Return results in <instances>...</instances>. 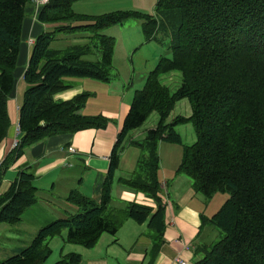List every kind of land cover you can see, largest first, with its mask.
Instances as JSON below:
<instances>
[{
  "label": "trees",
  "instance_id": "obj_1",
  "mask_svg": "<svg viewBox=\"0 0 264 264\" xmlns=\"http://www.w3.org/2000/svg\"><path fill=\"white\" fill-rule=\"evenodd\" d=\"M28 1L0 0V142L10 125L7 100L14 88ZM73 1L49 0L40 9V21L57 25L33 43L23 74L26 89L18 111V144L0 163V182L25 148L54 135L106 127V116L81 112L90 93L69 99L54 96L71 87L72 78L109 79L115 41L103 32L106 27L129 19L140 21L146 41L158 40L159 33L169 36L170 56H160L134 92L109 156L101 199L70 190L64 200L77 210L42 225L28 245L0 264H40L51 252L47 240L62 230L66 242L91 248L103 233L115 235L128 218L147 222L160 238L165 214L157 177L161 140L182 145L175 172L190 177L195 192L206 200L216 192L229 195L206 219L224 235L208 247H199L203 257L195 264H264V0H158L155 16L123 10L80 14L74 12ZM59 36L85 40L62 46L56 42ZM172 71L181 74L173 92L160 79ZM183 98L191 114L168 121ZM154 111L158 114L155 127L146 130L142 141L133 142L147 153L138 160V172L117 180L150 196L156 210L135 201L111 208L122 143ZM189 122L196 139L185 145L174 127ZM37 191L35 174L21 169L0 194V223L19 222L37 202ZM80 262V254L69 253L53 264Z\"/></svg>",
  "mask_w": 264,
  "mask_h": 264
},
{
  "label": "crops",
  "instance_id": "obj_2",
  "mask_svg": "<svg viewBox=\"0 0 264 264\" xmlns=\"http://www.w3.org/2000/svg\"><path fill=\"white\" fill-rule=\"evenodd\" d=\"M125 1L74 0L72 8L76 13L95 15L124 8ZM40 9L41 7H36L32 0H29L24 8L19 53L13 74L14 88L7 100L10 125L5 138L0 142V163L13 149V140L19 138L18 111L26 89L23 74L33 43L40 33L52 30L57 25L40 21ZM59 38L61 40L56 42H61L62 46L85 40L71 36ZM81 79L83 78L69 79L70 88L75 85L82 86L81 82H78ZM68 90L70 89L57 92L55 98L69 99L71 94L67 93ZM129 99L130 97H126L120 100V105L114 110L108 109L111 111L104 115L108 118L105 128H88L39 141L25 148L24 153L5 170L0 182V194L8 189L21 169L28 168L35 174L38 196L42 195V200L37 201L35 205L44 203L54 213L45 218H30L27 213L31 210H28L17 223H0V239L8 241V245L0 247V260L28 245L42 225L57 217L74 213L77 207L64 200L70 190L77 189L96 201L101 199L109 156L129 109ZM84 109L86 108L81 110L83 114H90ZM141 127L130 131L122 143L119 164L112 183L111 208H119L124 202L135 201L150 206L153 211L156 210V203L150 196L123 186L117 180L118 177L135 174L139 158L147 154L133 143L142 141L146 130L149 129L148 127L139 130ZM163 143L165 141H160L159 147L161 145V148L166 150L165 158L163 153L158 151L162 171L157 173L159 196L165 207L164 227L160 238L147 222L138 223L128 218L121 223L115 235L103 233L93 247L81 246L82 248L73 249L81 256L80 264H173L178 254L187 264H195L203 257V253L197 251L199 247H208L222 239L223 232L206 220L219 209L218 200H206L195 192L189 178L175 173L182 150L179 155L175 148L164 146ZM69 147L74 151L69 152ZM3 232L6 234L2 235Z\"/></svg>",
  "mask_w": 264,
  "mask_h": 264
},
{
  "label": "rangeland",
  "instance_id": "obj_3",
  "mask_svg": "<svg viewBox=\"0 0 264 264\" xmlns=\"http://www.w3.org/2000/svg\"><path fill=\"white\" fill-rule=\"evenodd\" d=\"M157 2L158 0H126L124 2V8L116 10L138 11L143 14H151L155 16ZM103 32L114 37L115 41L112 67L109 69V79L107 81H103L83 78L78 81L81 82L82 86L75 85L72 88L69 87L70 90L67 91L68 94H71L70 98H73L77 94L83 92L91 94L86 107H84L86 108L84 110L90 113L87 115H106V112L111 111L108 109L114 110L118 108V105L121 103L120 100L125 99L126 97H130L129 103H131L135 90L143 86L146 73L155 67L159 57L162 55L170 56V51H168L170 41L169 36L165 33H159L158 40L146 41L142 32L141 22L135 19H129L122 25H112L106 27ZM75 79L76 78H74V80ZM160 79L162 83L167 85L170 91L173 92L180 85L181 74L178 71H172L161 75ZM177 114L184 116L191 114L190 104L186 98L179 100L175 104L168 117V121H170ZM157 121V112H151L139 130L153 127L156 125ZM174 129L180 134L183 144L189 145L195 141L196 133L192 123L178 124L174 127ZM159 142L157 145V151L163 153L162 155L164 157L166 150H163L161 145L159 147ZM163 144L164 146L175 148L180 155L182 150V146L180 144L168 142ZM142 150L143 153L146 154V150ZM160 171H162V168L159 162L157 173ZM178 174L179 176L189 178L192 182L191 178L187 177L186 174ZM228 197V193L216 192L211 196V198H209L210 200H208L211 202L218 200L221 207ZM40 200H42V195L38 196L37 194V201L40 202ZM40 204V206L34 204L29 208L31 211H29L27 215L30 218H45L54 213V211L47 205H44V203ZM111 206H113V203ZM55 209H57V207ZM5 234L6 232L2 233V235ZM65 237L66 230H62L59 234L47 240V244L51 249V252L49 256L40 264H53L55 261L60 259L61 256L69 253H76L73 249L82 248L81 245L66 242ZM3 245H8V241L0 239V247H3Z\"/></svg>",
  "mask_w": 264,
  "mask_h": 264
},
{
  "label": "built area",
  "instance_id": "obj_4",
  "mask_svg": "<svg viewBox=\"0 0 264 264\" xmlns=\"http://www.w3.org/2000/svg\"><path fill=\"white\" fill-rule=\"evenodd\" d=\"M33 3L35 4L36 7H42L43 5H45L46 3H48L49 0H32ZM18 144V140L17 139H14L13 140V146H17ZM68 150L70 152H73V148L72 147H69ZM173 264H187L186 260L182 258V256L180 254H178L174 260H173Z\"/></svg>",
  "mask_w": 264,
  "mask_h": 264
}]
</instances>
